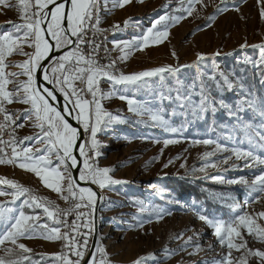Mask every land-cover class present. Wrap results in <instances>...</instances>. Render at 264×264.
<instances>
[{"label": "snow or ice", "instance_id": "snow-or-ice-1", "mask_svg": "<svg viewBox=\"0 0 264 264\" xmlns=\"http://www.w3.org/2000/svg\"><path fill=\"white\" fill-rule=\"evenodd\" d=\"M103 2L106 7L108 0ZM131 2L132 0H112L114 6L121 8ZM258 2L264 5V0ZM198 3H201V0H188V7L184 9L188 16L193 14ZM0 6L5 9L15 8L19 14V22L9 21L10 29L0 32V164L18 163L21 169L34 173L45 187L57 193L68 205L61 208L47 197L34 195L30 188L0 177V185H8L12 189L10 193L0 190V196L10 195V204H15L23 198L24 206L14 210L0 203V264H31L28 254L32 249L19 241L37 236L61 242V251L52 254L59 264H113L99 238L89 249L97 193L90 186H82L96 185L104 189L126 183L110 175L112 168L100 167L98 164L101 147L97 139L98 134L118 119L104 108L102 101L122 93L124 89L148 87L151 78L159 77L161 101L171 100L179 108L190 109L194 116L202 118L204 113L216 110L214 105L217 101L211 95L212 89L201 78L198 84L195 81L189 86L178 84L175 88L167 89L165 94V75L175 74L179 68L167 65L126 74L118 70L117 60L110 59L107 64L101 63L99 52L103 45L96 37L98 33L106 30L99 28L100 0H15V3L11 0H0ZM217 11L220 9L217 8ZM260 14L264 18V6L261 7ZM184 18L183 15L175 17V22L178 23ZM166 19V16H160L151 28L133 41H113V48H119L121 52L118 60H126L133 47L143 50L149 46V42H163L169 35L167 27L165 26L164 31L155 29ZM127 23L128 21H125V24ZM116 28H119L118 24L113 25V29ZM245 46L241 45L242 48ZM254 47L259 49V58L254 62V66L264 68V43ZM103 51L107 54L109 50L103 46ZM14 54L25 59L10 61L8 58ZM172 54L176 55L175 52ZM196 55L197 62L206 58L203 53ZM10 66L16 67L18 71H8ZM220 75L219 80L215 75L208 77V80L214 82L217 90L234 87L227 76ZM21 76L24 79H20ZM102 81L112 85L107 94L101 90ZM10 84L11 89L8 87ZM196 88L199 89L198 102L192 100ZM58 95L65 101L62 108L50 102L56 101ZM119 99L127 102L130 112L138 116L147 115L152 123L165 132L178 134L183 131V126L173 127L158 109L154 111L147 108L145 104L127 95L120 94ZM13 102L29 105V108L19 115L34 121L33 126L39 129L35 136L21 138L17 135V128L24 125L17 124L14 114L6 107ZM218 103L228 108L229 115L235 114L223 99ZM241 103L248 104L254 110L258 109L261 117H264V98L259 101L254 98L242 100L235 106V112L240 110ZM66 115L77 121L76 127L69 123ZM236 118L239 120L238 116ZM253 127L251 124H241L240 130L247 136V148H229L213 139L194 140V144L214 145L212 151L203 153L205 163L201 171L209 166L217 167L215 162L209 164L208 161L218 152L229 153L224 157L225 164L234 156L236 160L243 162L244 167L264 166V125L254 132ZM5 133L7 139L4 138ZM156 142L159 143L158 140ZM173 143L179 141L163 140L165 147ZM34 144L42 147L36 148ZM258 150L261 153L259 155ZM167 166L166 164L165 167ZM74 171L78 172V176L73 175ZM258 172L251 182L244 176L226 181L228 184H239L247 189L245 204L253 197L258 201L264 196V167H260ZM217 179L225 183L223 176ZM25 207L33 212L42 210L44 217L51 220L53 226L40 223L41 215L28 214ZM229 207L232 208V214L227 219L197 213V218L212 230L221 248L226 249L214 264H249L252 258H255L257 264H264V249L249 247V241L245 239L247 234L257 241L264 242V223L257 222L264 221V211L253 216L242 206ZM165 214L171 213L166 209L155 212L158 219H162ZM135 226L137 225H130ZM138 226L143 227V222L139 221ZM182 238L183 233L176 237ZM189 246L193 248L189 255L200 249V244L188 237L179 245V250H185ZM169 251L171 253V250ZM145 259L141 257L132 264H144Z\"/></svg>", "mask_w": 264, "mask_h": 264}, {"label": "rangeland", "instance_id": "rangeland-1", "mask_svg": "<svg viewBox=\"0 0 264 264\" xmlns=\"http://www.w3.org/2000/svg\"><path fill=\"white\" fill-rule=\"evenodd\" d=\"M11 2L15 3V0ZM262 6L264 5L258 0H201V3L196 4L193 14L188 16L184 11L188 7V0H142V2L132 0L122 8L114 6L112 0H108L105 7L103 0H100L99 28L110 31L107 32L105 44L109 50L108 56L112 60H117L119 71L127 74L172 65L179 68V71L165 75L163 82L165 94L167 89L175 88L178 84L189 86L194 81L198 84L201 78L211 87V95L213 92L218 93V96L212 95L217 101L214 105L215 112L211 111L216 120L214 129H205L206 127L202 125L203 119L194 116L190 109H181L168 99L161 101L159 77L151 78L148 87L124 89L122 93L102 101L104 108L118 119L104 132L98 134L97 139L101 143L98 164L100 167L112 168L110 175L114 179L126 181L104 189L95 185L102 194L97 215L98 238L113 264H132L141 257L146 258L144 264H214L215 260L224 254L226 249L221 248L212 230L197 218V213L210 217L217 215L208 213L203 205L191 197L184 199L171 193L166 186L167 180L171 177L208 179L226 189H233L227 201L229 205L242 206L253 216L264 211V196L258 201L253 197L245 204L247 189L242 185L226 182L239 176H244L251 182L255 175L259 174L258 169L264 166L244 167L243 162L236 160L234 156L225 164L224 157L229 153L218 152L208 161L209 164L215 162L217 167L209 166L201 171L205 163L203 153L212 151L214 145L192 143L194 140L213 139L229 148L233 146L247 148L248 140L240 130L241 124L253 125V132L264 125V117H261L259 110H254L246 103H241L240 110L235 112V106L240 101L248 98L259 101V98L235 82L237 75L232 67L233 64H244L252 66L257 71L264 70L254 66V62L259 58V49L254 45L264 43V18L260 14ZM217 8L220 11H217ZM181 15L185 18L178 23L175 22V17ZM160 16H166L168 19L161 21L155 31H164L166 26L168 37L161 43L149 42V46L143 50L133 47L127 59L119 61L121 52L119 48H113V41H133L151 28ZM9 21L19 22L18 10L0 6V32L10 29ZM125 21L128 23L125 24ZM117 24L119 28L113 29V25ZM241 45L246 46L242 48ZM197 53H203L206 58L197 62ZM216 53L219 55H215ZM8 59L15 62L25 57L14 54ZM184 65L189 66L181 67ZM7 70L18 71L14 66ZM220 74L227 76L234 87L226 88L225 92L217 90L214 82L208 80V77L215 75L219 80ZM259 78L264 88V72ZM20 79L24 77L21 76ZM8 87L11 89L12 85ZM100 87L105 94L112 89V85L104 81ZM120 94L136 99L154 111L158 109L173 127L183 126V131L178 134L167 133L152 123L147 115L138 116L130 112L127 102L119 99ZM221 99L233 109L234 115H229L228 108L218 103ZM192 100L198 102V88L193 91ZM6 107L16 114L17 124L24 125L17 128L21 138L35 136L39 132V129L33 126V120L19 115L29 108V105L13 102ZM184 113L189 114L185 120L186 125H177L176 118H183ZM164 139H175L179 143L165 147ZM34 147L39 148L42 145L34 144ZM257 154H261L259 150ZM220 176L224 177L225 183L217 179ZM0 177L14 180L30 188L34 195L47 197L61 208L68 206L57 193L45 187L34 173L21 169L18 163L0 164ZM0 190L9 193L12 191L8 185H0ZM10 200V195L0 196V203L5 207L14 210L24 207L23 198L15 204L8 203ZM160 209H166L171 214H165L162 219H158L155 212ZM25 211L28 214L41 215L40 223L53 226V222L44 217L42 210L37 209L33 212L25 207ZM139 221L143 222V227L138 226ZM180 233H183V238L176 239ZM188 237H192L200 244L199 251L192 255H189L193 251L191 246L179 250V245ZM245 239L249 241V247L264 249V242L257 241L247 234ZM19 242L32 249L28 254L31 257V264H59L52 254L61 251L60 241L37 236L32 239H21ZM249 264H257L255 258L250 259Z\"/></svg>", "mask_w": 264, "mask_h": 264}, {"label": "trees", "instance_id": "trees-1", "mask_svg": "<svg viewBox=\"0 0 264 264\" xmlns=\"http://www.w3.org/2000/svg\"><path fill=\"white\" fill-rule=\"evenodd\" d=\"M232 67L235 74L237 75L235 82L246 87L259 99L264 98L263 83L259 78V76L263 74L264 70L257 71L256 69L252 68V66L244 64H233ZM225 89L226 87L220 89L219 91L222 90L225 92ZM212 95L218 96V93L213 92ZM188 116V113H184L183 118H176V124L186 125L185 120L188 119ZM202 119V125L203 127H206L205 129H214L216 127V120L212 116L211 111L204 113ZM190 122L191 120L189 123ZM16 132L20 137V134H18V129ZM166 186L169 188L171 193H174L181 198H193L198 204L203 205L208 213H214L217 216H222L224 218H228L232 214V208L229 207L227 201L229 199V195L232 194L233 189H226L222 185L213 183L208 179H200V177H182L181 179H177V177H171L167 180ZM33 257L37 258L38 256Z\"/></svg>", "mask_w": 264, "mask_h": 264}, {"label": "water", "instance_id": "water-1", "mask_svg": "<svg viewBox=\"0 0 264 264\" xmlns=\"http://www.w3.org/2000/svg\"><path fill=\"white\" fill-rule=\"evenodd\" d=\"M53 55H59V53H53ZM54 106H57V107H60L62 108L64 106V99L62 96L58 95L57 96V100L56 101H50ZM74 115V114H73ZM66 118L69 120V123H71L74 127L77 126V121L75 119H73L71 116H67L66 115ZM73 175L74 176H78V172L77 171H74L73 172ZM82 186H90L93 188V190L97 193V202L95 204V207H94V211H93V216H92V220H93V234H92V237L89 241V249H91L96 240L98 239V231H99V226H98V210H99V206H100V203H101V200H102V194L101 192L96 188L95 185H84L82 184ZM85 259H87V256L85 257Z\"/></svg>", "mask_w": 264, "mask_h": 264}, {"label": "built area", "instance_id": "built-area-1", "mask_svg": "<svg viewBox=\"0 0 264 264\" xmlns=\"http://www.w3.org/2000/svg\"><path fill=\"white\" fill-rule=\"evenodd\" d=\"M106 32H110L109 31V29H106V31H102L101 33H98V35H97V40H98V42H101V35H106ZM89 35H91V33H89ZM99 60H100V62L101 63H103V64H107L108 62H109V58H108V55L107 54H105V52L103 51V48L101 49V51L99 52ZM5 139H7L8 137H7V134L5 133V137H4ZM9 155H10V150H9ZM66 207H68V206H66Z\"/></svg>", "mask_w": 264, "mask_h": 264}, {"label": "bare ground", "instance_id": "bare-ground-1", "mask_svg": "<svg viewBox=\"0 0 264 264\" xmlns=\"http://www.w3.org/2000/svg\"><path fill=\"white\" fill-rule=\"evenodd\" d=\"M107 36H108L107 32H106V35H101V43L103 46H106L105 42H106ZM103 46H102V48H103ZM107 55H108V53H107ZM108 58L111 59L110 56H108Z\"/></svg>", "mask_w": 264, "mask_h": 264}, {"label": "crops", "instance_id": "crops-1", "mask_svg": "<svg viewBox=\"0 0 264 264\" xmlns=\"http://www.w3.org/2000/svg\"><path fill=\"white\" fill-rule=\"evenodd\" d=\"M10 112L12 113V111L10 110ZM14 116L16 117V114H14Z\"/></svg>", "mask_w": 264, "mask_h": 264}]
</instances>
